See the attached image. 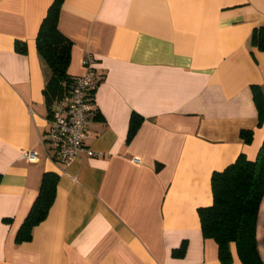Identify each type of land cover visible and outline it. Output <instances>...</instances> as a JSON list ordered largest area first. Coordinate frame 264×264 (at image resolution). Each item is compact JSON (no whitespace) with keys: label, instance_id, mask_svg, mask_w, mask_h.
Instances as JSON below:
<instances>
[{"label":"crops","instance_id":"obj_1","mask_svg":"<svg viewBox=\"0 0 264 264\" xmlns=\"http://www.w3.org/2000/svg\"><path fill=\"white\" fill-rule=\"evenodd\" d=\"M51 2L0 0V264H221L198 208L212 203V172L253 159L264 140L251 92L264 90V37L251 42L264 35V0H63L67 73L82 74L89 53L101 76L85 140L100 155L65 164L41 143L50 71L35 37ZM133 112L142 121L127 140ZM47 171L54 201L16 245ZM256 244L264 264V193Z\"/></svg>","mask_w":264,"mask_h":264},{"label":"trees","instance_id":"obj_2","mask_svg":"<svg viewBox=\"0 0 264 264\" xmlns=\"http://www.w3.org/2000/svg\"><path fill=\"white\" fill-rule=\"evenodd\" d=\"M62 1L52 0L35 37L36 49L50 71L44 87L49 116L50 103L68 92L74 80L67 73L72 44L58 29ZM263 37V30L255 29L252 44L261 49ZM25 49L23 42L15 41V50L23 53ZM251 92L260 125L264 118V90L259 85L252 84ZM141 121V116L134 112L131 114L127 140L132 138ZM240 136L244 143H249L252 132L241 130ZM57 180L55 172L47 171L42 174L37 196L15 234L16 245L31 240L32 229L46 218L55 198ZM210 185L212 203L198 208V216L203 237L211 238L217 244L220 263H231L229 244L233 242L242 264H263L257 251L256 221L264 193V140L253 159L241 152L222 170L213 171ZM183 248L184 245L175 253H181Z\"/></svg>","mask_w":264,"mask_h":264},{"label":"built area","instance_id":"obj_3","mask_svg":"<svg viewBox=\"0 0 264 264\" xmlns=\"http://www.w3.org/2000/svg\"><path fill=\"white\" fill-rule=\"evenodd\" d=\"M94 62L93 56L86 54L81 61L82 74L74 77L68 92L49 105V127L41 137V143L47 146L57 162L65 164L81 152L88 156L100 155L85 143L88 124L96 114L95 90L101 80ZM25 156L32 160L36 152L27 151Z\"/></svg>","mask_w":264,"mask_h":264}]
</instances>
